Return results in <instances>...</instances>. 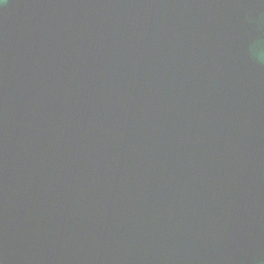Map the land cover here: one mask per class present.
I'll list each match as a JSON object with an SVG mask.
<instances>
[{"label":"water","instance_id":"1","mask_svg":"<svg viewBox=\"0 0 264 264\" xmlns=\"http://www.w3.org/2000/svg\"><path fill=\"white\" fill-rule=\"evenodd\" d=\"M264 0H0V264H264Z\"/></svg>","mask_w":264,"mask_h":264},{"label":"clouds","instance_id":"2","mask_svg":"<svg viewBox=\"0 0 264 264\" xmlns=\"http://www.w3.org/2000/svg\"><path fill=\"white\" fill-rule=\"evenodd\" d=\"M260 58L261 59H264V53L261 54Z\"/></svg>","mask_w":264,"mask_h":264}]
</instances>
